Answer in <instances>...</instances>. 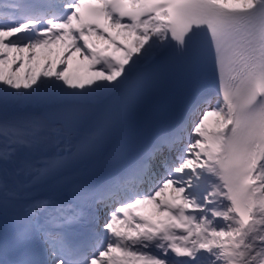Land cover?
Instances as JSON below:
<instances>
[{"label": "snow or ice", "instance_id": "obj_1", "mask_svg": "<svg viewBox=\"0 0 264 264\" xmlns=\"http://www.w3.org/2000/svg\"><path fill=\"white\" fill-rule=\"evenodd\" d=\"M0 264H264V0H0Z\"/></svg>", "mask_w": 264, "mask_h": 264}]
</instances>
